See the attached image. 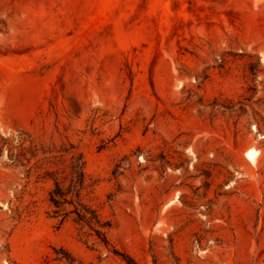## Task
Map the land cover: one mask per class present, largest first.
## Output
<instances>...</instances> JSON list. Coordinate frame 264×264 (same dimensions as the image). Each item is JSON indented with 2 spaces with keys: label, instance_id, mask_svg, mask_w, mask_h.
<instances>
[{
  "label": "rangeland",
  "instance_id": "374dc122",
  "mask_svg": "<svg viewBox=\"0 0 264 264\" xmlns=\"http://www.w3.org/2000/svg\"><path fill=\"white\" fill-rule=\"evenodd\" d=\"M0 264H264V0H0Z\"/></svg>",
  "mask_w": 264,
  "mask_h": 264
},
{
  "label": "trees",
  "instance_id": "16d2710c",
  "mask_svg": "<svg viewBox=\"0 0 264 264\" xmlns=\"http://www.w3.org/2000/svg\"><path fill=\"white\" fill-rule=\"evenodd\" d=\"M71 168V178L68 186L63 189L60 183L55 180L48 193V200L54 207L53 216H60V221H62L65 216L71 213L74 214L77 222L92 228L95 223H98V217L94 209L83 203L79 198V191L84 178L81 156H78ZM67 206L72 207L68 208Z\"/></svg>",
  "mask_w": 264,
  "mask_h": 264
},
{
  "label": "bare ground",
  "instance_id": "6f19581e",
  "mask_svg": "<svg viewBox=\"0 0 264 264\" xmlns=\"http://www.w3.org/2000/svg\"><path fill=\"white\" fill-rule=\"evenodd\" d=\"M245 156L249 161L254 162L256 160V151L250 148L245 151Z\"/></svg>",
  "mask_w": 264,
  "mask_h": 264
}]
</instances>
